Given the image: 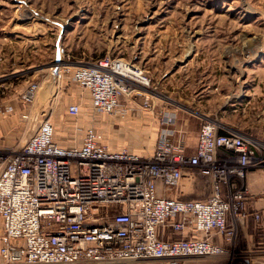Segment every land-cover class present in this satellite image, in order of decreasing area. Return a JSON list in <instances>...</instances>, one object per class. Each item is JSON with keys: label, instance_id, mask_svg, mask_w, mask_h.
Wrapping results in <instances>:
<instances>
[{"label": "built area", "instance_id": "2783aa9c", "mask_svg": "<svg viewBox=\"0 0 264 264\" xmlns=\"http://www.w3.org/2000/svg\"><path fill=\"white\" fill-rule=\"evenodd\" d=\"M60 62L48 79H62L69 66ZM71 80L81 91L67 107L74 118L86 97L92 116L115 113L121 98L135 92L152 108L150 79L133 61L99 58L75 67ZM40 88L33 82L20 94L22 118L31 117ZM176 121L166 105L149 157L112 148L95 124L77 126L81 135L62 144L50 118L21 150L0 151V264H188L233 256L216 240L232 243L236 221L247 215V174L264 167V156L251 151L259 141L223 133L210 120L188 152ZM189 170L210 179L207 199L168 196Z\"/></svg>", "mask_w": 264, "mask_h": 264}, {"label": "rangeland", "instance_id": "374dc122", "mask_svg": "<svg viewBox=\"0 0 264 264\" xmlns=\"http://www.w3.org/2000/svg\"><path fill=\"white\" fill-rule=\"evenodd\" d=\"M103 57L124 58L144 70L152 108L144 107L143 96L135 92L123 96L113 114L92 116L88 97L78 118L68 114L79 94L71 73ZM190 60L187 69L180 67ZM60 61L69 66L64 76L58 82L48 79L49 68ZM175 68H181L177 82L164 83ZM33 82L41 85L33 104L36 113L24 119L19 97ZM169 86L185 88L184 98L204 108L228 106L245 91L251 102L234 127L264 144V0H0V125L5 127L0 129V151L21 150L39 123L50 118L62 144L81 135L77 126L95 124L112 148L149 157L161 127L158 102L176 111L183 104L161 100ZM202 86L213 93L201 98L197 92ZM12 105L14 112L4 113ZM201 126L176 124L191 150ZM7 141L13 148L3 146ZM189 180L183 178V190ZM197 189L205 195L180 198L209 197L208 188ZM233 255L194 258L188 264L244 263L237 251Z\"/></svg>", "mask_w": 264, "mask_h": 264}, {"label": "crops", "instance_id": "0c3cea01", "mask_svg": "<svg viewBox=\"0 0 264 264\" xmlns=\"http://www.w3.org/2000/svg\"><path fill=\"white\" fill-rule=\"evenodd\" d=\"M191 61L192 60L188 61L186 64L181 65L180 67H184L183 69H187ZM180 69L181 68H175L172 72H170L167 76H165L163 80L164 83L167 81H168L167 83L177 82V77L180 73L179 71H181ZM158 85L162 86L163 84L161 81H159ZM184 85H185L184 86L185 88H188L190 86L189 84L188 85L184 84ZM169 87H171L169 88V90H167L164 87V91H163L164 93L163 92L161 93V100L164 101V98L166 99L168 98L172 100L173 102H177L181 104L183 103L182 107H179V110L176 111L177 112L176 124H178V122L181 124H197L201 122V124H203L207 121L214 120L221 125L220 131L223 133L237 132V133L245 134V132L241 131L239 128L234 127L235 124L243 121L245 117V113H246L247 103L251 102V100H248L247 102L245 91L239 92L236 99L233 98L231 101V104H229L228 106L224 104L218 107L213 106V107L204 108L202 105L197 104L195 101L190 103V100H189L190 97L189 99L184 98L183 93H185V88H182L180 91H176L175 88H173V86H169ZM209 89H210V86H202L201 87L202 91L197 92V94L201 98L204 97V94L205 95H207L208 93L212 94L213 92L209 91ZM80 92L81 91L79 90V94L76 95L75 98L74 97L72 98L74 99L73 103L79 100ZM187 102H189L190 105L186 104ZM158 103L160 106V107L158 106V108H161L162 110H164L165 104L163 105L160 104L161 103L160 101ZM18 105L19 104H17V107ZM142 105H143V102H142ZM23 108L24 106L22 105L21 112L22 110H24ZM30 109L32 110V114L36 113V108L33 105ZM18 114L19 113L16 114L17 117H18ZM19 117H20V114H19ZM2 127L4 126L0 125V129ZM34 132L35 130L33 131V133ZM247 136H250V135H247ZM252 138L258 140V138L255 136L254 137L252 136ZM156 141H157V138H156ZM156 141H155V144H156ZM258 141H259L260 146L251 147V151L257 155L264 156V144L260 140ZM197 143H198V137H197L196 145ZM3 144H1V146ZM12 145H13L12 141H9V142L7 141L5 145L3 146L13 148L11 147ZM195 147L192 150L189 148L188 152H193ZM221 154H223V152H221ZM185 176L190 177V180L188 183V189L183 190V184H182L183 179H182L179 185L169 192L168 194L169 197H172L175 199L186 200V199L180 198V196L182 195H190V196L205 195L203 191L198 192L197 188L199 186L202 188V190H204V187L205 189L208 188L211 193V182L208 177L201 175L197 170H189L186 172L184 177ZM209 183H210V188L208 185ZM204 184H207V187ZM247 185H248V198L246 202L247 215L244 219L240 221L238 220L236 221V224H237L236 237L234 238L232 243H227L222 238H218L216 241L219 244L223 245L224 247L230 249L232 254H234V252L237 251L241 255V258L244 259V262L247 264H254V262H257L259 264H264V167L251 169L248 172ZM208 189L206 191H208ZM190 199H195V198H190ZM205 199L207 198H196L195 200H205ZM256 213H259L261 216L259 220L255 219L254 217V214ZM233 257L234 255L231 256L230 258H233Z\"/></svg>", "mask_w": 264, "mask_h": 264}]
</instances>
